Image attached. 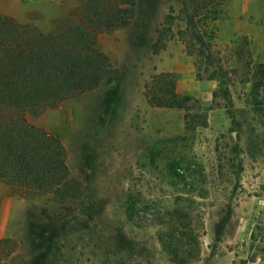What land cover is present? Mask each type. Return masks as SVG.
Returning a JSON list of instances; mask_svg holds the SVG:
<instances>
[{
  "label": "rangeland",
  "instance_id": "374dc122",
  "mask_svg": "<svg viewBox=\"0 0 264 264\" xmlns=\"http://www.w3.org/2000/svg\"><path fill=\"white\" fill-rule=\"evenodd\" d=\"M88 1L0 0V14L51 33ZM138 2L99 35L101 85L27 114L63 143L79 194L0 182V264H178L162 238L189 264H264V0ZM161 74L176 108L144 96Z\"/></svg>",
  "mask_w": 264,
  "mask_h": 264
},
{
  "label": "trees",
  "instance_id": "16d2710c",
  "mask_svg": "<svg viewBox=\"0 0 264 264\" xmlns=\"http://www.w3.org/2000/svg\"><path fill=\"white\" fill-rule=\"evenodd\" d=\"M138 1L90 0L81 9L80 23L51 33L0 14V182L54 195L61 202L79 194L63 143L31 124L27 114L55 108L69 97L101 85L110 60L97 47L99 35L130 26L137 18L131 13ZM213 1L183 0L184 11L200 10ZM190 19L189 28L194 23ZM201 38L203 46L205 39ZM144 96L151 105L177 107L171 75L152 77ZM174 213L178 221L189 219L180 210ZM173 239L162 238L161 242L176 263L189 264L187 244L183 243L181 255L180 241Z\"/></svg>",
  "mask_w": 264,
  "mask_h": 264
}]
</instances>
